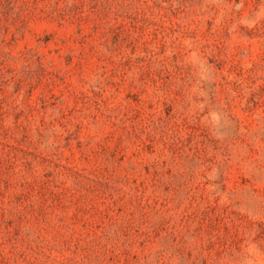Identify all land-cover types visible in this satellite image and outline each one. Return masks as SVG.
<instances>
[{
    "label": "rangeland",
    "instance_id": "374dc122",
    "mask_svg": "<svg viewBox=\"0 0 264 264\" xmlns=\"http://www.w3.org/2000/svg\"><path fill=\"white\" fill-rule=\"evenodd\" d=\"M0 264H264V0H0Z\"/></svg>",
    "mask_w": 264,
    "mask_h": 264
}]
</instances>
